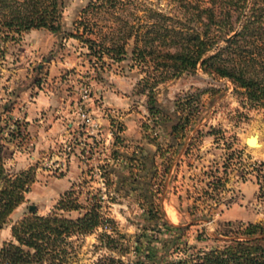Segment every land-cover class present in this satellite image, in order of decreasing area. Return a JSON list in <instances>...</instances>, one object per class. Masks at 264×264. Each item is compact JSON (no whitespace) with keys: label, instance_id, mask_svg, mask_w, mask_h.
<instances>
[{"label":"rangeland","instance_id":"1","mask_svg":"<svg viewBox=\"0 0 264 264\" xmlns=\"http://www.w3.org/2000/svg\"><path fill=\"white\" fill-rule=\"evenodd\" d=\"M95 1L62 0L59 34L32 29L14 40L0 38L1 156L11 173L31 169L34 176L24 203L0 229V248L12 239L13 223L30 212L49 214L72 184L81 203L101 200V211L112 222L72 237L65 264H111L110 257L119 261L112 264H199L205 252L229 245L226 241L248 224L264 230V99H250L228 78L206 69L162 82L156 78L149 89L154 73L129 59L102 66L111 61L98 60L79 40L63 35L74 31L82 10ZM120 3L124 15L134 13L146 22L148 10L184 18L179 0ZM97 17L112 22L107 15ZM243 18L235 10L223 18L220 45L232 29L240 30ZM86 87L89 97L83 99ZM151 91L169 113L195 123L173 146L165 132L152 128ZM81 105L84 121L78 117ZM251 136L253 146L246 144ZM156 143L163 158L156 156L159 170L149 191L160 217L150 213L141 189L119 179L138 177L124 167L133 155L153 154ZM242 187L254 189L248 200ZM137 239L142 245L155 240L154 247L162 250L146 254Z\"/></svg>","mask_w":264,"mask_h":264},{"label":"trees","instance_id":"2","mask_svg":"<svg viewBox=\"0 0 264 264\" xmlns=\"http://www.w3.org/2000/svg\"><path fill=\"white\" fill-rule=\"evenodd\" d=\"M179 2L184 18H172L148 10L146 18L151 20L146 22L143 16L137 17L134 13L124 15L126 10L118 7L120 0H96L82 10L79 20L74 23V31L63 35L79 40L98 60L106 57L111 61L109 64L102 62V66L129 59L140 65L144 72L154 73L147 86L149 89H154L158 83L156 78L162 82L200 68L228 78L236 87L244 89L250 99L263 100L264 0ZM62 5V0H0V38L14 40L16 35L32 29H46L53 34L63 32ZM245 8L247 11L244 12ZM231 10L243 14L244 18L240 30L232 29L222 37L224 43L220 45L217 33L223 29V18ZM100 14L107 15L109 19L106 20L112 19V22L101 23L97 17ZM147 108L154 117L155 127L152 128L165 132L171 146L178 138L187 136L183 133L187 128L195 126L189 119L164 109L153 91L148 95ZM155 146L153 154L133 155L130 157L132 162L124 167L129 173L135 169L138 177L123 175L119 179L141 189L150 213L157 216L159 213L149 188L159 170L156 156H163L159 144ZM134 162H138L137 168ZM33 182L31 169L11 173L5 167L0 150V229L7 225L14 210L24 203ZM75 188L76 184H72L49 214L30 212L11 225L12 239L0 248V264H65L66 245L72 237L89 235L112 222L102 213L101 200H86L85 205ZM71 212H77L79 216L64 215ZM163 223L168 225L164 219ZM170 226L177 231L186 229ZM103 236L110 239L108 235ZM154 241L149 239L142 245L137 239L146 254L162 250L154 247ZM169 242L173 244L175 238ZM226 242L229 245L216 246L205 252L201 258L203 262L199 264H264V230L261 226L250 223L241 235ZM109 261L111 264L119 262L114 257Z\"/></svg>","mask_w":264,"mask_h":264},{"label":"built area","instance_id":"3","mask_svg":"<svg viewBox=\"0 0 264 264\" xmlns=\"http://www.w3.org/2000/svg\"><path fill=\"white\" fill-rule=\"evenodd\" d=\"M89 97V90L88 88H84L82 90V98L83 99H86ZM78 117L80 119H82L83 121L87 118V114L85 113V111L82 109V105L79 107V111H78Z\"/></svg>","mask_w":264,"mask_h":264},{"label":"crops","instance_id":"4","mask_svg":"<svg viewBox=\"0 0 264 264\" xmlns=\"http://www.w3.org/2000/svg\"><path fill=\"white\" fill-rule=\"evenodd\" d=\"M247 187H242V193L245 195V197H244V199L245 200H248L249 199V197L252 195V191L254 190L252 187H249V188H247ZM226 213V212H225ZM227 220H230V219H228V218H226Z\"/></svg>","mask_w":264,"mask_h":264},{"label":"water","instance_id":"5","mask_svg":"<svg viewBox=\"0 0 264 264\" xmlns=\"http://www.w3.org/2000/svg\"><path fill=\"white\" fill-rule=\"evenodd\" d=\"M229 39H230V38H229ZM229 39H227L226 42H228ZM251 140H253V136L246 138V144L250 146V145H251V144H250V141H251ZM29 209H30L31 211H34V207H33V206H30Z\"/></svg>","mask_w":264,"mask_h":264},{"label":"bare ground","instance_id":"6","mask_svg":"<svg viewBox=\"0 0 264 264\" xmlns=\"http://www.w3.org/2000/svg\"><path fill=\"white\" fill-rule=\"evenodd\" d=\"M254 139L255 138L253 137V140L250 141V144H251L250 146H253L255 144Z\"/></svg>","mask_w":264,"mask_h":264}]
</instances>
